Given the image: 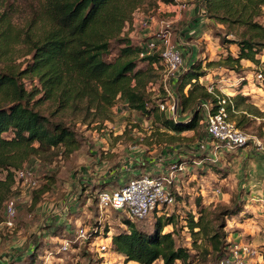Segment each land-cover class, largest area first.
<instances>
[{"label": "rangeland", "instance_id": "1", "mask_svg": "<svg viewBox=\"0 0 264 264\" xmlns=\"http://www.w3.org/2000/svg\"><path fill=\"white\" fill-rule=\"evenodd\" d=\"M39 1L0 0V41L8 32L12 34L0 66L23 69L30 59L34 33L42 28ZM170 1L142 0L120 37L144 46L157 31L158 20L171 21L169 26L174 29L171 39L174 34L180 35L185 42L193 44L185 67L189 68L194 61L200 63V71L205 74L199 82L213 93L210 101L217 95L245 97L239 107L229 111V117L236 125L240 121L237 126L247 135L246 143L225 149L205 134L202 120L194 130L173 134L159 120L130 109L119 97L109 106L94 101L101 112L87 120H83V112L73 113L71 108L57 112V104L43 103L39 106L43 113L76 131L80 147L68 156L62 153V148H54L45 152V160L32 158L22 166L32 172L37 185L21 187L16 179L13 186L16 215L12 226L3 223L6 214L4 209L0 210V264H139L125 261L112 250L110 235L125 227L123 217L128 215L125 211L101 212L96 207L98 180L90 181L89 173L95 174L100 167L104 172H112L118 167L112 178L104 181L113 183L109 188H117L136 175L131 169L142 167L145 160L152 165L141 173L160 169L173 176L176 199L162 212L130 221L140 229L149 230L159 217L164 221L173 215V223L165 225L163 232L171 231L176 244L187 247L191 253L186 263L177 264H264V206L259 200L264 190V48L256 55L258 63L242 60L240 66L229 68L221 61L228 53L235 56L237 46L223 39L239 38L244 27L214 19L200 27L193 26L184 15L190 3ZM182 3L186 7L175 19L176 12L167 6ZM204 15L209 18L206 12ZM255 20L264 22V8ZM120 45L113 42V49ZM209 62L213 64L207 66ZM259 73L262 78L258 77ZM163 78L164 67L159 65L146 88L147 105L155 103L158 113L171 118L160 105L166 107L175 101L180 108V98L174 91L173 97L166 92ZM24 82L27 89L37 83L29 78H24ZM87 101L88 97L81 105ZM190 114L180 113L179 117L185 119ZM50 153L54 154L51 160ZM166 156L167 164L157 169L151 167ZM66 201L67 207L62 209ZM189 215L194 219L201 215L203 223L220 229L218 249L211 245L209 236L191 234L187 224ZM79 227H85L87 233L98 227L101 234L88 236L86 240L76 239ZM104 227H108L106 235ZM65 241L69 242L67 249L63 247ZM98 244L106 245V249L101 250Z\"/></svg>", "mask_w": 264, "mask_h": 264}, {"label": "trees", "instance_id": "2", "mask_svg": "<svg viewBox=\"0 0 264 264\" xmlns=\"http://www.w3.org/2000/svg\"><path fill=\"white\" fill-rule=\"evenodd\" d=\"M163 1L167 3L170 0ZM39 2L42 28L34 33L30 59L23 69L0 66V210L4 209V212L6 202L15 194L13 186L17 169L32 158L45 160V152L51 149L62 148V153L68 156L80 147L76 131L63 121L43 113L39 107L41 104H57V112L69 108L73 113L83 112V120H87L101 112L94 101L109 106L114 98L119 97L130 109L159 120L160 125L173 134H180L199 125L202 120L200 103L207 102L215 110L217 96H221L217 95L210 101L213 93L199 82L205 73L200 71V63L194 61L175 81V92L180 98L179 116L180 113L191 112L189 117L167 118L157 112L155 103L150 107L147 105L146 88L159 65L163 66L161 55L155 52L141 57L139 53L145 50L144 46L120 37L124 25L131 21L133 11L142 0ZM203 8L209 19L244 27L239 38L223 39V42L235 44L237 53L235 56L228 53L221 63L229 68L240 66L242 60L258 63L256 55L264 48V22L258 23L255 18L263 14L264 0H203ZM7 26L8 23L5 24L6 33ZM11 36L8 32L0 41V62ZM113 42L120 43L121 47L113 49ZM212 64L209 62L207 66ZM24 78L35 79L37 83L27 89ZM86 97L88 101L81 105ZM229 99L228 111L239 107L245 97L236 94ZM239 124L240 121L237 122ZM53 156L50 153L49 160ZM141 174L147 173L140 172L130 179ZM112 185L110 182L98 183V191L117 189L109 188ZM173 221V215L164 221L159 217L152 229L145 230L123 217L125 227H119L110 235L112 250L127 262L152 264L161 260L162 264L186 263L191 258L190 250L177 245L171 231L163 232L164 226ZM187 224L193 236H209L211 245L219 248L220 229L203 223L201 215L197 219L189 215ZM103 231L106 235L108 227ZM89 234L93 238L101 233L96 227Z\"/></svg>", "mask_w": 264, "mask_h": 264}, {"label": "built area", "instance_id": "3", "mask_svg": "<svg viewBox=\"0 0 264 264\" xmlns=\"http://www.w3.org/2000/svg\"><path fill=\"white\" fill-rule=\"evenodd\" d=\"M186 7L184 3L179 5L182 10ZM170 21L160 19L157 22L158 29L155 34L146 40L145 50L140 51L139 55L159 53L161 55L164 67L163 85L166 92L173 97L175 92V81L178 76L186 70L183 61L182 51L178 44L173 42L170 37ZM262 78V74H258ZM210 91V89H208ZM230 95L217 96V108L211 109V105L202 102L199 108L202 112V121L204 122V132L215 143L221 144L225 149L230 150L235 146H241L246 143L247 135L232 121L229 117L227 105L231 103ZM161 109L167 112L172 119L179 117V109L175 101L171 105H160ZM15 177L20 182L21 187H35L37 181L32 172L25 168L15 171ZM99 183V181H98ZM174 178L172 175H166L158 171L153 175L150 173L141 174L136 178L130 179L124 186L112 191L100 190L96 195V207L102 212L105 210L127 213L130 220L142 219L152 213H159L166 207L173 205L176 199L174 189ZM260 202L264 206V190L260 196ZM67 201L62 206L65 209ZM6 218L3 223L12 226L13 218L16 214L15 198H11L5 205ZM90 237L85 227H79L76 239L86 240ZM69 242L65 241L63 247L67 249ZM101 250L106 249V245L98 244ZM227 264H238L227 262Z\"/></svg>", "mask_w": 264, "mask_h": 264}, {"label": "crops", "instance_id": "4", "mask_svg": "<svg viewBox=\"0 0 264 264\" xmlns=\"http://www.w3.org/2000/svg\"><path fill=\"white\" fill-rule=\"evenodd\" d=\"M178 1L179 2H181V1H184V2L188 1L190 3V4H188L187 10L184 11V15L188 18L189 21L191 20L193 26L196 24V26H199L200 27L201 25H204V22L210 21L209 18L205 17V15H204L205 14V10L203 8V0H177V2ZM177 8H178V10H177ZM167 9L176 12V17H174L175 19H177L180 16L179 13H180L181 9L179 8V4H178V6H176V5H171L169 7L167 6ZM169 31H170V34L174 33L173 32L174 29L171 28V27H170ZM172 39L175 40L173 42L177 43L178 46H179V48L181 49L182 55L184 56V59H183L184 60V63L187 64V60H188L187 59V56H189V54H190V48H191V46H193V44H190L188 42H185L180 37V35L175 36V34H174V37H172ZM263 146H264V144H263ZM167 159H168V157L166 156V158H164L161 163L158 162L156 164H153V166H151V167L153 169H157V168L161 167L162 165L167 164V162L164 161V160H167ZM150 163H151L150 161H146L145 160L140 165L143 168L142 167H135V168L131 167V168H133V169H131V171H133V174H139L140 172H142L143 169H148L149 166L152 165ZM125 169H129V168L126 167ZM114 170L117 171L118 170V167L116 169H114ZM121 170H123V169H121ZM159 170L160 169H157V171L155 172V174H157V172ZM115 171L112 170V172H104L103 168L100 167L99 171L95 172V174L89 173V175L91 176L90 181H94V178H96L99 181V183H104V181L106 180V178H109V179L112 178V175L114 174ZM123 171H125V170H123ZM87 204H89V203L87 202ZM66 215H67V213H66Z\"/></svg>", "mask_w": 264, "mask_h": 264}]
</instances>
